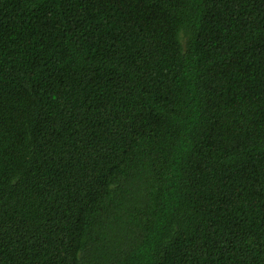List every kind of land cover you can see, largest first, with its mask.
<instances>
[{
	"label": "trees",
	"instance_id": "16d2710c",
	"mask_svg": "<svg viewBox=\"0 0 264 264\" xmlns=\"http://www.w3.org/2000/svg\"><path fill=\"white\" fill-rule=\"evenodd\" d=\"M0 264H264V0H0Z\"/></svg>",
	"mask_w": 264,
	"mask_h": 264
}]
</instances>
